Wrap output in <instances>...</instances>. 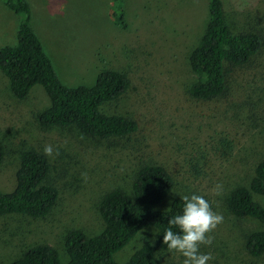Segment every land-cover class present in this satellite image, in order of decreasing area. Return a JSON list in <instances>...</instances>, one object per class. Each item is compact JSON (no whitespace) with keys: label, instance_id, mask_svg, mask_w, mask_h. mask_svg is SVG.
<instances>
[{"label":"rangeland","instance_id":"obj_1","mask_svg":"<svg viewBox=\"0 0 264 264\" xmlns=\"http://www.w3.org/2000/svg\"><path fill=\"white\" fill-rule=\"evenodd\" d=\"M28 2L31 24L62 83L93 86L105 68L126 71L136 88L131 98L108 110L138 118L141 128L134 136L107 141L84 137L76 129H43L38 114L49 106L43 88L35 87L27 101L19 102L0 78V136L6 151L0 191L15 190L22 152L45 155L44 148L51 146L53 154L45 155L50 163L47 183L60 193L45 219L0 216V264H11L35 245L52 246L66 264L67 233L100 234L104 228L100 199L113 189L130 191L140 161L156 162L174 172L177 188L166 206L177 196L196 193L223 216L210 234L211 246L201 247L214 258L209 264L248 263L244 241L259 226L230 215L225 200L236 188L249 186L264 158V47L250 64L232 68L228 79L233 95L226 103H197L188 96L197 81L189 57L209 23V0H125V28L111 17L110 0ZM224 4L235 34L252 31L264 40V0H224ZM19 23L0 0V48L16 45ZM115 145L141 147L138 160L129 158L131 150L110 149ZM217 184L222 186L220 195L212 191ZM153 235H157L153 228L142 231L115 260L126 263ZM182 260L178 254L157 251V264H182ZM258 264H264V256Z\"/></svg>","mask_w":264,"mask_h":264},{"label":"trees","instance_id":"obj_2","mask_svg":"<svg viewBox=\"0 0 264 264\" xmlns=\"http://www.w3.org/2000/svg\"><path fill=\"white\" fill-rule=\"evenodd\" d=\"M4 3L19 17L20 23L16 45L0 48V78L9 84L11 95L19 102L27 101L35 87L43 88L49 106L38 114L40 127L76 129L84 137L101 141L123 139L140 132L138 118L108 110L132 95L136 88L132 75L105 68L97 75L93 86L64 85L31 24L32 8L28 0H4ZM125 7V0H110V15L123 28L127 26ZM209 14L206 31L189 57L197 81L190 87L188 96L197 103L223 104L229 100L230 93L233 95L228 79L232 68L250 64L261 53L264 40L252 31L235 34L226 20L224 0H209ZM120 147L115 145L110 149L131 150L129 158L138 160L136 154L141 147ZM5 155L0 136V167ZM49 175L50 163L45 155L35 150L22 152L15 190L0 191V216L47 218L60 197L59 190L47 183ZM176 188V177L171 169L156 162L140 161L133 170L130 191L113 189L100 199L98 212L104 225L100 234L88 236L80 230L67 233L65 249L69 261L66 264H157V251L168 252L162 245L167 217L178 214L183 206L180 196L172 201L170 208L166 206ZM225 205L230 215L259 226L246 236L244 243L249 261L242 262L258 264L264 256V158L256 165L249 186L232 191ZM150 228L159 235L156 245L145 243L126 263H118L115 256ZM11 264L62 262L52 246L35 245Z\"/></svg>","mask_w":264,"mask_h":264},{"label":"clouds","instance_id":"obj_3","mask_svg":"<svg viewBox=\"0 0 264 264\" xmlns=\"http://www.w3.org/2000/svg\"><path fill=\"white\" fill-rule=\"evenodd\" d=\"M44 154L51 156L52 147L46 146ZM221 190L219 184L212 189L216 195H220ZM179 198L183 202L182 209L178 214L167 217L162 245L169 253L182 257V264H209L214 258L210 253L202 252L201 247L211 246L210 234L223 222V216L213 211L211 203L203 195L190 193ZM157 236L145 238L147 244L154 245Z\"/></svg>","mask_w":264,"mask_h":264}]
</instances>
